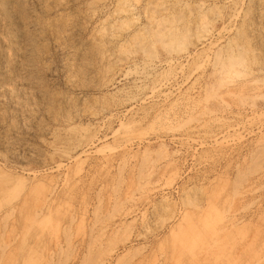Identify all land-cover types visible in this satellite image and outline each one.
<instances>
[{"label": "rangeland", "instance_id": "rangeland-1", "mask_svg": "<svg viewBox=\"0 0 264 264\" xmlns=\"http://www.w3.org/2000/svg\"><path fill=\"white\" fill-rule=\"evenodd\" d=\"M0 264H264L261 0H0Z\"/></svg>", "mask_w": 264, "mask_h": 264}, {"label": "bare ground", "instance_id": "bare-ground-1", "mask_svg": "<svg viewBox=\"0 0 264 264\" xmlns=\"http://www.w3.org/2000/svg\"><path fill=\"white\" fill-rule=\"evenodd\" d=\"M261 4L264 6V0H261ZM34 36H29V35H23L21 38H19V43L23 46V48H24V56H27L28 55V52H29V48H30V45H31V43H32V41L34 40V38H33ZM21 46V47H22ZM234 59V58H233ZM230 63V65H229V67H230V71L229 72H231V71H233V68H235V66H236V64L235 65H233L232 63L234 62H232V61H229ZM224 63V62H223ZM227 65V66H228ZM226 66V67H227ZM227 69V68H226ZM225 69V70H226ZM235 70V69H234ZM228 71V70H227ZM6 140V139H5ZM3 144L6 146L8 143H7V141H3ZM11 147V146H10ZM9 149V148H8Z\"/></svg>", "mask_w": 264, "mask_h": 264}]
</instances>
